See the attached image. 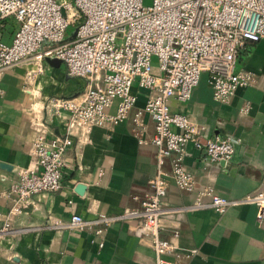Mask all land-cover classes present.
Returning a JSON list of instances; mask_svg holds the SVG:
<instances>
[{"label":"crops","instance_id":"1","mask_svg":"<svg viewBox=\"0 0 264 264\" xmlns=\"http://www.w3.org/2000/svg\"><path fill=\"white\" fill-rule=\"evenodd\" d=\"M75 24L66 25L64 40L72 38ZM15 25L12 18L2 19L0 38L9 41ZM49 44L43 41L39 51ZM236 67L251 71L253 81L225 103L212 98L205 72L186 101L168 100L171 110L201 125L204 136H228L234 147L228 160L215 161L187 143L183 164L194 177L190 191L177 188L167 175L159 235L181 253L194 250L189 256L167 253L173 264H264V212L258 220L253 204L229 205L222 212L196 205L210 200L199 192L205 186L239 199L264 185V39L246 41ZM83 84L82 77L67 74L62 62L50 63L45 55L30 54L0 69V225L10 204L6 190L17 170L32 164L29 149L37 128L63 131L67 114L55 112L47 98L76 96ZM133 89L136 99L125 118L75 133L64 153L60 188L34 193L22 213L10 216L9 229L0 234V264H154L148 240L139 235L138 217L114 219L100 235H92L88 227L66 226L71 213L86 220L115 215L137 208L150 192L156 147L139 143L132 129L133 112L143 105L147 90ZM245 101L249 105L242 111ZM107 110L113 111L114 105ZM142 121L148 137L152 120L144 113ZM163 167L169 173L167 161ZM77 183L83 185L80 192Z\"/></svg>","mask_w":264,"mask_h":264},{"label":"built area","instance_id":"2","mask_svg":"<svg viewBox=\"0 0 264 264\" xmlns=\"http://www.w3.org/2000/svg\"><path fill=\"white\" fill-rule=\"evenodd\" d=\"M4 18H12L16 25L9 41L0 38V69L30 54L49 55L60 59L67 74L82 77L84 84L76 96L47 98L55 112L67 114L63 131L37 128L29 149L32 164L17 170L5 192L10 204L0 234L9 229L10 216L19 215L32 202L34 193L60 188L64 153L72 147L77 131L86 133L127 116L136 99V85L147 94L133 112V133L139 143L156 147L150 192L139 199L137 208L115 215L86 220L71 213L66 226L88 227L92 235H100L114 219L138 217L139 235L148 240L154 264H173L165 257L170 252L175 257L193 253V249L179 252L159 235L167 175L177 188L190 191L194 177L183 164L186 144L215 161L228 160L234 147L228 136H204L202 126L171 110L168 100L186 101L202 72L212 98L223 103L253 81L251 71L236 67V57L246 41L264 39V0H150L148 4L142 0H0V21ZM71 21L76 23L74 35L64 40V29ZM43 41L50 44L39 51ZM248 105L245 101L242 111ZM144 113L153 125L148 137L143 133ZM166 161L169 173L163 167ZM199 192L210 200L197 202L198 206L222 212L229 205L253 204L255 217L262 218L264 185L239 199L219 195L210 186Z\"/></svg>","mask_w":264,"mask_h":264},{"label":"water","instance_id":"3","mask_svg":"<svg viewBox=\"0 0 264 264\" xmlns=\"http://www.w3.org/2000/svg\"><path fill=\"white\" fill-rule=\"evenodd\" d=\"M45 59H47L50 63H53V64H58L60 62V59L54 56L45 55ZM3 166H6V165H3ZM82 188H83V185H81V183H77L75 186V190L78 192H80Z\"/></svg>","mask_w":264,"mask_h":264},{"label":"rangeland","instance_id":"4","mask_svg":"<svg viewBox=\"0 0 264 264\" xmlns=\"http://www.w3.org/2000/svg\"><path fill=\"white\" fill-rule=\"evenodd\" d=\"M58 1H63V0H58ZM64 1H66V0H64ZM142 2L144 3V4H148L149 2H150V0H142Z\"/></svg>","mask_w":264,"mask_h":264}]
</instances>
